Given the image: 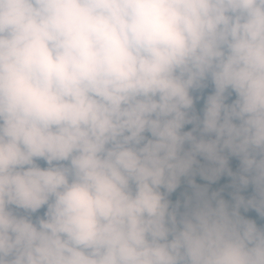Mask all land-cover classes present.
Wrapping results in <instances>:
<instances>
[{
	"label": "clouds",
	"instance_id": "1",
	"mask_svg": "<svg viewBox=\"0 0 264 264\" xmlns=\"http://www.w3.org/2000/svg\"><path fill=\"white\" fill-rule=\"evenodd\" d=\"M0 264H264V0H0Z\"/></svg>",
	"mask_w": 264,
	"mask_h": 264
},
{
	"label": "trees",
	"instance_id": "2",
	"mask_svg": "<svg viewBox=\"0 0 264 264\" xmlns=\"http://www.w3.org/2000/svg\"><path fill=\"white\" fill-rule=\"evenodd\" d=\"M198 182H201V181L198 180ZM228 182H229L228 178H227V177H224V178H222V179L218 182L217 185H214L213 187H214V188L221 187V186L227 184ZM249 191H250V190H249ZM178 194H179V190H178V193H177V194H174V195H173L172 199L175 200L176 197L178 196ZM225 195H226V193H225ZM250 215H253V216H254V214H250Z\"/></svg>",
	"mask_w": 264,
	"mask_h": 264
},
{
	"label": "rangeland",
	"instance_id": "3",
	"mask_svg": "<svg viewBox=\"0 0 264 264\" xmlns=\"http://www.w3.org/2000/svg\"><path fill=\"white\" fill-rule=\"evenodd\" d=\"M233 167H235V162H233Z\"/></svg>",
	"mask_w": 264,
	"mask_h": 264
}]
</instances>
